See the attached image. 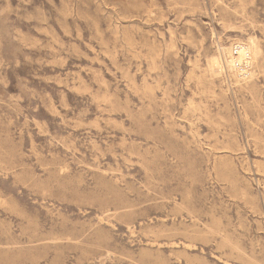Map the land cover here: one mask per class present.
Wrapping results in <instances>:
<instances>
[{"label": "rangeland", "instance_id": "rangeland-1", "mask_svg": "<svg viewBox=\"0 0 264 264\" xmlns=\"http://www.w3.org/2000/svg\"><path fill=\"white\" fill-rule=\"evenodd\" d=\"M0 264H264V0H0Z\"/></svg>", "mask_w": 264, "mask_h": 264}, {"label": "bare ground", "instance_id": "bare-ground-1", "mask_svg": "<svg viewBox=\"0 0 264 264\" xmlns=\"http://www.w3.org/2000/svg\"><path fill=\"white\" fill-rule=\"evenodd\" d=\"M242 47V46H241ZM238 48L237 49V60L235 61V63L238 65V68L239 69H243V67H245L247 65L246 61H247V52H246V49L244 50L243 48ZM247 48V47H245ZM251 50V48H249ZM229 50V49H228ZM249 50V51H250ZM252 51V50H251ZM250 53V52H249ZM254 54V52H253ZM249 55V54H248ZM249 57V56H248ZM249 63V62H248ZM248 67V66H247ZM236 69V68H235ZM247 72V71H246ZM249 73V72H248ZM253 74V73H252ZM248 75V74H247ZM249 76V75H248Z\"/></svg>", "mask_w": 264, "mask_h": 264}]
</instances>
